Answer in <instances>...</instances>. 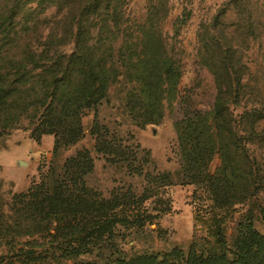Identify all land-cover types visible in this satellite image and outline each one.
<instances>
[{
  "label": "trees",
  "instance_id": "1",
  "mask_svg": "<svg viewBox=\"0 0 264 264\" xmlns=\"http://www.w3.org/2000/svg\"><path fill=\"white\" fill-rule=\"evenodd\" d=\"M129 1L0 0V139L23 121L40 122L56 137L57 156L61 147L81 140L85 114L123 79L131 87L126 106L140 126L160 124L166 109L180 103L185 111L175 123L182 156L180 184L194 188L195 220L206 229V236L195 239L204 244L194 240L186 256L172 250L162 256L118 257L108 264H264V238L254 229L253 211L238 224L231 243L225 228L235 207L264 191V158L251 148L264 149V86L252 78L248 61L255 43L264 55V30L259 28L264 18L246 10L249 0H227L234 20L225 23L216 15L202 27L198 61L210 81L206 92L213 96L211 108L202 110L195 100L180 95L186 65L174 58L172 46L158 31L169 15L168 0L149 1V30L139 31L135 44L129 43ZM49 8L55 13L44 16ZM70 45L72 50L65 51ZM233 107L243 109L239 120ZM93 134L102 139L97 153L143 176V194L102 198L87 186L94 159L81 149L61 167L51 165L32 190L13 197L12 214L0 220V235L31 236L56 225L59 241H79L83 247L92 234L103 239L105 231L119 225L143 230L166 212L161 208L164 211L153 214L145 204L162 200L164 189L174 185L172 175L146 170L152 163L150 154L138 145H124L103 125H95ZM138 155L141 166L134 164ZM260 211L264 214V208Z\"/></svg>",
  "mask_w": 264,
  "mask_h": 264
},
{
  "label": "rangeland",
  "instance_id": "2",
  "mask_svg": "<svg viewBox=\"0 0 264 264\" xmlns=\"http://www.w3.org/2000/svg\"><path fill=\"white\" fill-rule=\"evenodd\" d=\"M149 1L128 2L126 19L133 37L129 40L130 44L136 43L135 36L143 28L149 30L145 29L148 26L146 17ZM249 1L246 10L264 18V0ZM226 2L227 0H168V18L161 21L158 29L172 46L174 58L182 60L186 65L179 85L180 95L191 102L195 100L202 110L211 108L213 96L206 92L210 81L198 61V33L203 26L210 25L216 15L224 17L225 23L234 20L235 13L230 6L225 5ZM44 12V16L49 17L55 10L49 8ZM259 28L264 30V19ZM260 49L259 43L253 44L248 53V61L254 70L252 78L264 86V55ZM64 50L70 52L72 46H67ZM130 89L124 79L120 85L111 88L107 97L81 120V140L74 146L61 147L57 156L54 154L56 137L46 133L40 122L31 124L23 121L11 135L0 139V220L3 219V214H12L15 195L32 190L51 165L61 167L67 158L81 149L88 150L94 159V170L86 177L89 188L106 200H110L115 193L130 196V192H133L140 197L147 187L143 176L128 171L122 164L110 163L103 154L97 153L96 146L100 145L102 139L96 134L92 135V129L98 124L106 127L124 145L132 149L138 145L140 149L147 151L152 163L149 168H145L146 165L143 168L151 172L155 170L156 174L172 175L174 185L164 189L162 200L155 203L150 200L145 204L153 214L163 209L166 212H162L159 219L147 223L143 230L136 231L119 225L115 231L113 227L105 231L103 239L97 233L92 234L93 238L85 241L83 247L79 241H59L61 236L58 237L56 225L48 232H35L31 236L25 232L7 237L0 235V264H108L118 257L136 254L162 256L172 250L186 256L194 240H197V244H204L200 238L195 239L196 236H206V229L195 220L196 212L192 205L194 188L180 184L182 156L175 123L184 117L183 106L178 103L173 110L166 109L165 117L158 125L140 126L126 106ZM232 109L239 120L243 109ZM99 133L104 136L102 130ZM251 148L259 157L264 158V149L255 145ZM138 157L134 164L140 163L141 166V162H138L140 155ZM218 164L217 158L213 163V170ZM165 203L166 207L162 206ZM261 208H264V191L248 204L235 207L225 224V228H228L226 240L229 243L233 241L238 224L246 219L250 210L254 212L251 219L254 229L264 238V214L260 211ZM106 219L108 221L110 218ZM211 242L218 246L216 239H211ZM256 246L257 244L255 248ZM260 256L264 258V250Z\"/></svg>",
  "mask_w": 264,
  "mask_h": 264
}]
</instances>
